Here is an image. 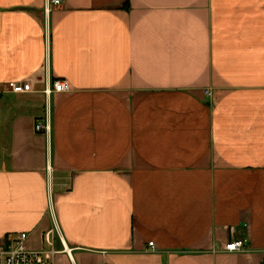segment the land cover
I'll return each mask as SVG.
<instances>
[{
	"label": "crops",
	"instance_id": "1",
	"mask_svg": "<svg viewBox=\"0 0 264 264\" xmlns=\"http://www.w3.org/2000/svg\"><path fill=\"white\" fill-rule=\"evenodd\" d=\"M47 231L54 264H261L264 0H0V244Z\"/></svg>",
	"mask_w": 264,
	"mask_h": 264
},
{
	"label": "built area",
	"instance_id": "2",
	"mask_svg": "<svg viewBox=\"0 0 264 264\" xmlns=\"http://www.w3.org/2000/svg\"><path fill=\"white\" fill-rule=\"evenodd\" d=\"M62 0H47L48 4L59 5ZM46 11V9H44ZM4 87L12 92H19L21 85L15 81H6ZM68 90V84L65 80H52L48 87L43 89V93L48 96L53 92H63ZM33 130L43 133L49 131V123L46 118L35 120ZM50 231L44 233V241L48 244V249H31L24 245V240L27 236L25 232L11 234L5 238V241L0 244V264H54V255L57 253L51 247L49 238ZM245 239L237 238L227 241L223 245V250L233 252L241 250L244 247ZM148 246H152V242H147Z\"/></svg>",
	"mask_w": 264,
	"mask_h": 264
},
{
	"label": "trees",
	"instance_id": "3",
	"mask_svg": "<svg viewBox=\"0 0 264 264\" xmlns=\"http://www.w3.org/2000/svg\"><path fill=\"white\" fill-rule=\"evenodd\" d=\"M261 264H264V259L262 260Z\"/></svg>",
	"mask_w": 264,
	"mask_h": 264
}]
</instances>
